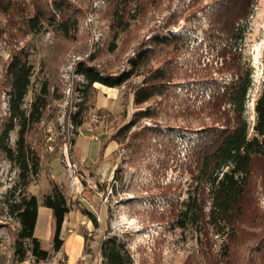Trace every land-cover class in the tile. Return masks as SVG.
<instances>
[{
  "label": "rangeland",
  "instance_id": "374dc122",
  "mask_svg": "<svg viewBox=\"0 0 264 264\" xmlns=\"http://www.w3.org/2000/svg\"><path fill=\"white\" fill-rule=\"evenodd\" d=\"M223 1L0 0V123L7 109L5 66L12 53L26 49L34 72L25 104L30 103L43 79L48 81L50 91L42 122L28 134V143L39 154L41 163L39 174L29 182L26 192L40 202L55 183L70 204L61 229L63 246L58 252L51 249V234L49 240L44 234L48 223L44 218L51 217V211L39 206L41 216L36 235L50 256L39 263L32 257L20 263L13 258V238L19 225L0 203V264H101L100 242L106 230L128 240L133 264H264V250L257 243L262 232L257 229L247 231L256 233V239L235 248L230 261L228 258L222 261L221 236L211 233L204 238L198 234L196 225L189 224L183 229L174 220L177 205L185 199L186 191L192 189L187 162L189 149L201 139L202 128L220 127L207 118H183L188 108L199 114L213 91L230 80L229 73H219L220 64L208 44L212 40L210 33H216L209 20ZM54 5L68 8L76 16L75 37L65 38L47 24L39 33L32 34L22 25L24 12L29 14L40 6L52 13ZM116 9H125L122 19L128 23L125 31L116 23ZM240 30L243 38L238 46L252 68L245 103V116L252 126L264 75V0H256L252 15L240 23ZM112 45L114 50L110 49ZM134 59L139 60L141 72L160 67L165 60L172 61L174 79L169 98L167 101L155 98L143 106L152 108L161 103L162 115L167 113V117L140 121L134 129L137 132L143 126L159 124L161 134L147 135L137 153L127 140L111 141L136 110L132 89L143 81V76H136L113 92L94 84L85 123L77 129L75 137L67 116L78 101L75 87L82 81L75 72L77 63L94 65L99 71L115 76L127 72ZM104 102L108 111H99ZM178 113L184 115L175 121L173 115ZM15 139L14 131L12 145ZM101 145H105V151ZM263 169L264 165L256 166V171ZM15 179L10 163L0 157L1 202ZM262 186L264 181L258 179L253 193L261 210Z\"/></svg>",
  "mask_w": 264,
  "mask_h": 264
},
{
  "label": "trees",
  "instance_id": "16d2710c",
  "mask_svg": "<svg viewBox=\"0 0 264 264\" xmlns=\"http://www.w3.org/2000/svg\"><path fill=\"white\" fill-rule=\"evenodd\" d=\"M255 3L256 0H224L216 9L215 16L209 20L210 27L216 33H210L212 40L209 38L208 44L220 64L219 73H229L230 80L213 91L199 114L189 108L183 114V120L207 118L219 123L220 127L202 128L201 139L189 149L187 162H190L188 170L192 189L186 191L185 199L177 205L174 220L176 226L183 229L189 224L196 225L198 234L204 238L211 233L221 236L224 240L221 247L222 261L227 258L230 261L235 248L257 238L256 233L247 232L250 230L262 232L257 243L262 244L264 250V209H259L253 197L256 181H264V169L256 171L257 165H264V75L254 105L255 121L250 126L245 116V103L251 86L252 68L244 60L242 47L238 46L243 38L240 23L252 15ZM54 7L52 13H47L40 6L29 14L24 12L21 16L22 25L32 34L39 33L47 24L60 31L65 38L75 37L78 27L76 16L70 14L68 8L60 5ZM124 12L125 9H116L114 13L121 31L128 29V23L122 20ZM156 42L159 44L161 41ZM110 49L114 50V45ZM138 61L134 59L127 72L115 76L99 71L94 65L77 63L75 72L82 81L75 87L78 101L67 116L75 137L77 129L85 123L92 86L98 83L108 88H120L136 76H143L142 83L132 89V103L136 110L111 141L122 143L127 140L137 153L144 146L143 140L147 135L158 137L161 134L158 123L155 126H143L137 132L134 129L140 121L167 117V113L162 115L161 103L152 108L143 106L155 98L166 101L169 98L174 79L172 61L165 60L162 66L155 69L144 67L146 71L142 72ZM4 72L7 109L0 123V157L10 163L16 179L0 203L5 205L19 225L13 238V258L23 263L32 257L39 263L50 256L49 251L42 247L41 240L34 235L39 206L51 211L50 240L54 252L63 246L61 229L70 212L65 194L55 183L51 184L49 192L41 197L40 202L35 195L26 192L29 182L39 174L41 163L39 154L28 143V134L45 116L49 105V83L43 79L30 103L25 104L34 72L30 52L26 49L10 55ZM183 115L175 114L173 119L176 121ZM14 131L16 139L12 145L11 134ZM71 143H75L74 138ZM104 147L101 145L102 151ZM258 176L260 178L256 179ZM92 221L96 224L94 217ZM100 254L101 264H133L128 240L111 234L109 230H106L100 242Z\"/></svg>",
  "mask_w": 264,
  "mask_h": 264
},
{
  "label": "crops",
  "instance_id": "0c3cea01",
  "mask_svg": "<svg viewBox=\"0 0 264 264\" xmlns=\"http://www.w3.org/2000/svg\"><path fill=\"white\" fill-rule=\"evenodd\" d=\"M107 90H112V92L114 91V90H117V88H107ZM113 95L114 93H110V95ZM116 94H118V93H116ZM115 94V95H116ZM103 95H104V93H103ZM107 100H111V99H109V98H107ZM105 104H107V103H103V104H101V107L100 108H102V109H105L106 107V105ZM107 110V109H106ZM108 111V110H107ZM76 143H77V140H76ZM111 143H114V142H111ZM107 147H108V145L106 146V149H107ZM113 148V147H112ZM112 148H110L109 150H111V151H113L114 149H112ZM104 151H105V148H104ZM111 151H110V153H111ZM109 153V154H110ZM109 154H107V156L109 155ZM77 156H78V154H77ZM106 156V157H107ZM105 157V158H106ZM78 158L80 159V160H83V158H80L79 156H78ZM45 208V207H44ZM48 209V208H47ZM50 210V209H49ZM40 207L38 208V214H37V218H36V224H35V229H34V235H35V237H37V238H39L37 235H36V229H37V227L39 226V224H40ZM46 218H44V220H46V223H47V227L45 228V237L49 240V238H50V234H51V227H50V224H51V217H50V215H46L45 216ZM48 224H49V226H48ZM40 239V238H39Z\"/></svg>",
  "mask_w": 264,
  "mask_h": 264
},
{
  "label": "bare ground",
  "instance_id": "6f19581e",
  "mask_svg": "<svg viewBox=\"0 0 264 264\" xmlns=\"http://www.w3.org/2000/svg\"><path fill=\"white\" fill-rule=\"evenodd\" d=\"M259 50H260V47L257 48V52H259Z\"/></svg>",
  "mask_w": 264,
  "mask_h": 264
},
{
  "label": "built area",
  "instance_id": "2783aa9c",
  "mask_svg": "<svg viewBox=\"0 0 264 264\" xmlns=\"http://www.w3.org/2000/svg\"><path fill=\"white\" fill-rule=\"evenodd\" d=\"M67 158V157H66ZM68 159V158H67ZM69 161V160H68Z\"/></svg>",
  "mask_w": 264,
  "mask_h": 264
}]
</instances>
